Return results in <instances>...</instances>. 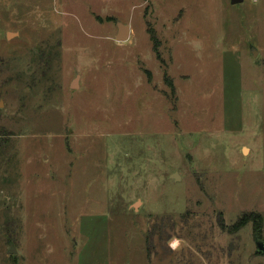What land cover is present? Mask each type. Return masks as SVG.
Listing matches in <instances>:
<instances>
[{
  "label": "rangeland",
  "instance_id": "rangeland-1",
  "mask_svg": "<svg viewBox=\"0 0 264 264\" xmlns=\"http://www.w3.org/2000/svg\"><path fill=\"white\" fill-rule=\"evenodd\" d=\"M256 240L264 0H0V264H264Z\"/></svg>",
  "mask_w": 264,
  "mask_h": 264
},
{
  "label": "water",
  "instance_id": "water-1",
  "mask_svg": "<svg viewBox=\"0 0 264 264\" xmlns=\"http://www.w3.org/2000/svg\"><path fill=\"white\" fill-rule=\"evenodd\" d=\"M241 0H231V3H237L240 2ZM117 26H118V31H117V35H116V40L117 41H126L129 39V34H130V28L128 25H125L121 22H117ZM14 33L8 32V36L12 35ZM250 51L253 54V56L256 55L257 50L253 47L250 46ZM76 79L73 80L71 87H75L77 85L76 83ZM176 176V174L174 175ZM256 248L259 252H264V242L260 241V240H256ZM11 253V251H10Z\"/></svg>",
  "mask_w": 264,
  "mask_h": 264
},
{
  "label": "trees",
  "instance_id": "trees-1",
  "mask_svg": "<svg viewBox=\"0 0 264 264\" xmlns=\"http://www.w3.org/2000/svg\"><path fill=\"white\" fill-rule=\"evenodd\" d=\"M149 33H150V39L152 41H154V34H152L151 32H149ZM243 221H251L254 228L258 229V228H260L263 219H262V216L260 214L249 212V213L242 214L235 224L239 225ZM235 224H233V226H236Z\"/></svg>",
  "mask_w": 264,
  "mask_h": 264
}]
</instances>
